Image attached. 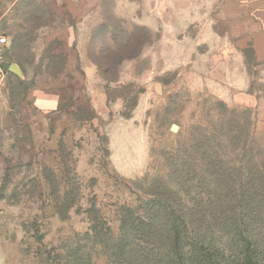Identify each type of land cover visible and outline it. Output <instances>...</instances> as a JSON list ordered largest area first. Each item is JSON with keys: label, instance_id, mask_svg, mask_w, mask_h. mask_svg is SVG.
I'll return each instance as SVG.
<instances>
[{"label": "rangeland", "instance_id": "1", "mask_svg": "<svg viewBox=\"0 0 264 264\" xmlns=\"http://www.w3.org/2000/svg\"><path fill=\"white\" fill-rule=\"evenodd\" d=\"M79 1L88 17L75 25L60 0H0L5 56L20 71L0 85V264H137L115 249L119 220L135 217L156 179L178 190L176 208L195 211L200 197L221 202L223 214L215 204L218 212L197 223L242 222L246 203L260 204L250 235L264 264V192L250 197L241 185L264 161L263 68L233 50L228 66L217 65L215 46L193 25L179 41L153 33L117 65L109 100L91 59L127 54L144 32L130 17L133 3ZM70 23L79 51L68 42ZM206 156L215 170L241 177L237 189L213 192L217 171ZM216 244L229 248L221 264L241 262L235 242Z\"/></svg>", "mask_w": 264, "mask_h": 264}, {"label": "trees", "instance_id": "2", "mask_svg": "<svg viewBox=\"0 0 264 264\" xmlns=\"http://www.w3.org/2000/svg\"><path fill=\"white\" fill-rule=\"evenodd\" d=\"M136 27L144 32L145 38L140 39L139 36H136L134 47L127 54L123 53L125 52L124 47L108 58L106 56V60H93L89 57L102 74L109 100L113 98L110 95L108 83L118 80L117 65L123 59L137 57L142 47L151 43V34L148 29L140 25H136ZM9 63L7 62V66L10 65ZM10 74L11 72L8 73V76ZM16 79L17 85H21L23 80L18 77ZM124 116H129V112L124 113ZM204 160L206 167L215 170L208 156ZM256 166H259L256 175L250 173V177L242 179L243 184L241 185L245 187L243 192L247 195H249L250 190L253 191L256 188H262L261 190L264 192V161L261 165L255 163V168ZM218 167L222 166H217V170H215L217 172L214 181H212V186L215 188L213 192L221 193L228 186L237 189L235 188L236 184L233 183L241 177L234 178L233 175L231 177L226 172L227 167L226 170L224 167L222 170L224 174H222ZM146 189L144 207L141 210H135V212L138 211L135 217L128 219L130 215L127 214L120 217L117 248H115L120 257L137 264H221L219 257L223 259L226 253L229 254V248H219L216 242L219 238L225 237L231 242H235V246L240 249L241 262L239 264H260L262 259L259 256L263 252L258 249L260 246L251 242L257 238H252L250 235L255 224L250 223V220L258 216L257 208L260 207V204L253 205L250 199L246 203L245 210H243L245 219L242 222H229L226 219L218 226H213L197 223L193 218L197 216L195 219H204L206 215L218 212L214 210L215 204L218 205L217 207L221 209L220 212L223 214L225 209L222 208L219 201L220 198H224L223 193L217 196L219 202L203 201V198L200 197L196 204L198 209L193 211L189 208H176L175 203L179 202L182 197H180L177 189H173L164 181L161 182L160 179L147 182ZM249 196L251 197V195ZM196 200L198 199L192 198L195 203ZM229 207H227V211ZM230 212H232V216H229L228 213L230 218L238 216L234 207Z\"/></svg>", "mask_w": 264, "mask_h": 264}, {"label": "crops", "instance_id": "3", "mask_svg": "<svg viewBox=\"0 0 264 264\" xmlns=\"http://www.w3.org/2000/svg\"><path fill=\"white\" fill-rule=\"evenodd\" d=\"M125 1L130 9L133 3V11L130 15L133 22L146 27L151 35L159 32L162 36L160 41L165 42L167 39L164 37L168 35L175 36V40L179 41L180 35H184L193 25L199 28L201 35L205 33L208 43L215 46L213 48L217 53H213V56L216 57L217 65L228 66L225 61L232 50L241 53L247 51L254 59L255 65L261 66L264 71V0ZM79 2V0L59 2L65 7V17L74 20L75 25L82 24V21L88 17L87 13H79ZM100 23L98 22L91 29L89 38L92 30ZM66 27L69 44L78 51L81 50V42L76 38L78 35L76 27H73L72 23ZM86 42L85 50H87ZM86 56L88 57L87 54L82 57L85 61ZM246 96L250 99L257 98L256 95L251 94Z\"/></svg>", "mask_w": 264, "mask_h": 264}, {"label": "built area", "instance_id": "4", "mask_svg": "<svg viewBox=\"0 0 264 264\" xmlns=\"http://www.w3.org/2000/svg\"><path fill=\"white\" fill-rule=\"evenodd\" d=\"M10 48L8 36L0 31V85H3L8 78L10 72L7 66L6 54Z\"/></svg>", "mask_w": 264, "mask_h": 264}, {"label": "water", "instance_id": "5", "mask_svg": "<svg viewBox=\"0 0 264 264\" xmlns=\"http://www.w3.org/2000/svg\"><path fill=\"white\" fill-rule=\"evenodd\" d=\"M8 69H9L10 72H13V73L17 74L20 77V71H19V69L17 68V66L14 63H11L9 65ZM177 127L178 126L176 124H172L171 127H170V130L175 131L177 129Z\"/></svg>", "mask_w": 264, "mask_h": 264}]
</instances>
